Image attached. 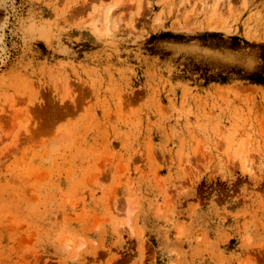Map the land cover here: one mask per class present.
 I'll use <instances>...</instances> for the list:
<instances>
[{"label": "rangeland", "instance_id": "obj_1", "mask_svg": "<svg viewBox=\"0 0 264 264\" xmlns=\"http://www.w3.org/2000/svg\"><path fill=\"white\" fill-rule=\"evenodd\" d=\"M0 264H264V0H0Z\"/></svg>", "mask_w": 264, "mask_h": 264}]
</instances>
